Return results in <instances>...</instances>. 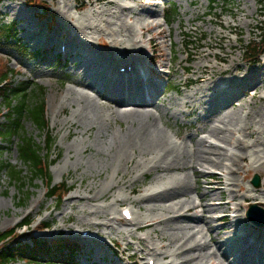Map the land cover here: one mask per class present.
<instances>
[{
    "label": "bare ground",
    "instance_id": "bare-ground-1",
    "mask_svg": "<svg viewBox=\"0 0 264 264\" xmlns=\"http://www.w3.org/2000/svg\"><path fill=\"white\" fill-rule=\"evenodd\" d=\"M43 1L36 4L44 6L49 1L56 8L58 21H54L56 29L52 32L30 24L17 3L5 7L3 15L12 12L11 24L21 26V51H26L29 45L32 51L49 54L48 59L53 54L70 59L69 84L82 89L69 87L52 91L57 115H65L67 108L72 109L67 118L55 124L57 131L66 130L65 138L71 133L86 138L69 145L67 162L73 161L79 167L86 154L90 158L87 164L94 163V169L87 174L89 183L83 185L81 173L76 177L81 180L79 189L86 196L77 192L66 204H92L107 200L110 195L113 205L129 204L143 210L144 215L137 216L132 225L135 233L146 234L145 237L126 232L142 249L132 255V264H138L135 260L143 264L147 258H160L165 264H264V228L254 230L238 214L246 203L264 209V188L238 185L233 178L252 169L264 185V56L255 69L239 64L237 45L241 41L228 36L229 32L238 30L239 24L230 25L212 14L210 17L214 20L209 19L210 27L206 30L210 40L201 52H189L186 41L181 39L184 32L176 33L183 55L177 64L184 75L191 73L197 84L194 90L183 95L181 106L190 114H198L195 122L202 123L197 131L177 144L159 126L169 129L165 119L176 107L175 99H165L166 89L161 86L167 76L163 72L171 75L175 63L171 32L168 28L166 35L162 29L167 24L159 7L168 0H124L132 1L133 6H124L121 0H87L86 7L91 11L79 18L70 14V10L80 12L85 7L83 3L77 5L78 0ZM28 3L25 0L24 7L29 8ZM201 8L202 5L198 9ZM197 12L194 8L190 10L187 25L199 16ZM202 12L206 14L205 10ZM254 14L255 7L248 17ZM33 17L37 23L44 20L42 15L33 14ZM54 17L51 13V24ZM213 26L218 30L214 31ZM243 26L249 37L250 23L244 21ZM105 38L109 44L104 42ZM213 38L218 40L216 44L212 43ZM164 39L170 41L168 57L166 62L159 63L165 61L161 51ZM128 47L131 52H137L135 57L128 55ZM147 52L154 53V58L149 59ZM191 61L194 67L183 66ZM180 82L184 87L191 83L188 79ZM169 85L166 83L167 88ZM241 96H248L253 103L234 107ZM245 108L248 110L244 111ZM117 120L125 126L118 124L114 130L112 125ZM236 135L241 138H235ZM175 136L180 138L177 133ZM90 141L101 142L107 153L92 151ZM198 168L202 169L201 175L205 176L206 170H215L222 172V176L215 178L217 182L210 189L200 192L196 180L189 179V175L194 177L198 173ZM63 169L68 168L64 165ZM150 172L155 173L152 183L142 189L143 179ZM220 184L227 188L226 201V190H218ZM234 185L236 190H232ZM122 191L137 197L122 198L119 195ZM190 194L195 200L188 199ZM181 197L185 200H177ZM79 213L84 218L93 215L101 223L78 220L77 226L105 229L107 235L117 234L125 239V233L110 225L118 222L110 214V204L93 211L81 209ZM213 222L222 227H213ZM221 230L226 235H221ZM112 243L118 246L114 240ZM80 244L81 250L89 254L88 258L106 263L102 251L108 247L104 242L89 238L80 239ZM125 249L131 250V246L126 245ZM179 259L182 261L176 262Z\"/></svg>",
    "mask_w": 264,
    "mask_h": 264
},
{
    "label": "rangeland",
    "instance_id": "rangeland-1",
    "mask_svg": "<svg viewBox=\"0 0 264 264\" xmlns=\"http://www.w3.org/2000/svg\"><path fill=\"white\" fill-rule=\"evenodd\" d=\"M121 1L124 6L134 5L132 1ZM210 1L211 0H168L163 6L158 3L160 9H163L162 16L164 20H169V25L162 26V29L167 35V30L169 28L171 32V40L174 45L173 49L175 52V63L173 64L172 70L170 71L172 72V74L169 75L168 78H166L172 90L167 92L164 97L165 99L171 97L176 101V107H174L172 111H169V116L167 117V119H165L168 120L169 129L162 127L161 124H159V126L171 137L172 141L176 142L177 144H180L181 141L185 140L188 134H192L193 132L197 131L202 124L199 121L195 122L198 117V114H190L191 112L181 106L183 95L194 90L197 87V84L193 82V79L195 77L191 73H186L184 75L182 68L177 64V62L183 57V55L179 51V44L177 43V39L175 37L177 32H184V36L182 35L181 39L186 41V48L189 52H193L194 50L201 52L204 50L205 43H208L210 40V35L206 32L207 28L210 27V25L208 24L209 19L214 20L213 17L210 16H212V14H217V16H219L222 22L227 21L230 23V25H235L237 23L239 24L237 31H232L228 33V36L231 40L239 39L241 41L240 44L237 45V54L240 58L239 64H244L245 66H248L249 69H255L258 66L257 63H249L251 64L249 65L244 60L245 48L248 45L259 43L264 32V10L260 7L258 0H214V5L212 6L210 5ZM245 1H247L246 4H244ZM12 3H17L22 7V9H24L23 13L28 18L30 24L35 26H42L48 32H52L56 29L55 22L58 21L57 13L55 11L56 8L49 1L45 3L47 4L51 13H54L55 17L52 20L53 24H51V20L49 19V17H45V19L41 21V23H37L36 19L33 17V14L41 15L43 12L39 9H30L24 7L25 0H9L0 4V25H11L14 18L12 16V12L8 11L7 16H4L3 13L5 12L4 8L8 7ZM76 3L77 5L83 3L85 7H82L80 12L70 10V14L74 18H79L82 14L89 13L91 11L89 7H86L88 3L87 0H78ZM201 5L202 8L199 10L198 8ZM253 7H255L256 14L252 15V17H248V15H250V12L253 10ZM193 8L195 10H198L200 14L199 16H194L195 18L192 19L191 24L187 25L186 20L187 18L191 17L190 10ZM241 9L243 11H241ZM203 10H205L206 12L205 15L202 14ZM172 11H175V16L173 19L170 18L171 14H169ZM184 11H187V13H183ZM245 15L247 16L244 17ZM126 21L129 22V19ZM244 21L249 22L251 25L249 29L251 35L249 37L247 29L243 26ZM160 22L164 24L161 20ZM24 25L25 23L23 24V26ZM25 26L28 27V25ZM177 26L179 28L178 31ZM20 27L21 26L19 24L16 25L13 41H1L0 35V70L5 69L6 71H16V73L19 74L17 77L18 82L27 80L29 84L36 85L44 89L49 131L51 136L55 140L54 146L50 154L51 156L49 158V161L53 163V165L49 169V175L51 176L53 186L63 185L69 191V193L62 200L60 205L57 204L56 200L47 199L45 188L46 181H31L32 175L30 174L29 170H26L24 167L20 166L15 147L13 145L9 146L7 148L6 153L3 155L4 159L0 158V163L6 161V163L11 167H15L17 170H24L25 173L23 174V180L25 187H21V184L18 183L12 186L9 184L7 175L11 177L10 168L5 169V172L3 174H0V235L11 231L18 223L27 218L28 221L31 222L29 228L21 229L18 231L19 235L24 234L25 237L27 236L26 238H23L24 244H30V241L33 238H37L38 240L47 242L68 241L74 244L76 243L81 249V231L90 230L93 233H99L101 238L98 240L104 242L106 247H108V250L102 251L106 262L105 264H110V262L112 264H132L133 262L130 258L135 253V251L142 249L135 243L133 239L127 236L126 232H131L136 237H139L140 235L134 232L135 227L132 224H134L135 221L131 223L124 222L121 215V211L124 209L129 210L133 214V218L135 219L137 216L144 215L143 210L139 211L136 207L129 204L113 205L111 201L112 198L110 197V195L108 196L107 200L101 199L92 204L77 203V205L75 204V206L66 204V201L70 197L77 195V192H80L85 195L84 192L79 189L81 180H77V174L81 173L84 175L83 185H85L89 183L87 174L94 169L93 161H90V163L87 164V159L89 158V156L86 154L83 156L82 165L79 167L73 161L67 162L66 159L67 149L69 145L75 141L79 142L81 140H85L86 138L73 135L72 133L67 138H65L66 130L57 131L55 127V124H60L72 112V109L67 108L65 111V115H57V112H55L53 108L54 106L52 97V91L54 89L65 90L69 87H73L69 84L68 79L69 77H71L72 74V69L69 65L70 59H66V62L65 60L61 61V64H58L56 62L55 64V55H52V57L48 59V57L50 56L49 54H46L45 56L42 55V51H32L29 48V45L26 51L24 53H21V47H19L21 46L19 43V39L22 38ZM211 28L214 31L218 30V28L214 26ZM104 42L109 44V40L107 38L104 39ZM217 42V39H212V43L216 44ZM169 46L170 41L168 39H164V44L161 48V51L165 55V61L159 63L166 62L168 57ZM129 48L130 47L127 48L128 52L130 50ZM214 52L219 53L216 49H214ZM35 53L37 55H35ZM117 56L121 57L120 55ZM263 56L264 55L260 57L259 62L262 61ZM47 59L49 61H46ZM46 63L49 64L46 65ZM183 66L192 68L194 67V61H191V63L188 64H184ZM182 79H188L191 83L184 87L183 84H181L180 82ZM73 89L77 91H82V89H79L77 87H73ZM252 103V100H250L248 96H241L239 98V101L236 102V104L234 105V107H238V105L244 106L245 104L250 105ZM246 110L248 109L245 108L244 111ZM118 124H122L125 126L123 121L117 120V123H113L112 125L114 130L118 129ZM24 130L37 141L40 140L38 131H36L30 123L24 124ZM259 131L262 132V128H260ZM176 133L180 135V138H177L175 136ZM237 137L240 136L236 135L235 138ZM89 146L94 152H98L104 155L107 153L103 148L101 142L99 141H90ZM64 165H66L68 169H63ZM59 170H62L61 174L59 173ZM200 171H202V169L198 168V173H196L194 177L189 175L190 181L193 182L195 179L197 185L200 186V192H203V189H210L213 183L217 182L215 178H219L222 176V172L220 171L206 170L205 176L201 175ZM254 174L255 171L251 169V171L249 172H241V174L237 176L233 175V178L237 180L236 184H244L249 188L255 189L250 185V180L252 179ZM206 175L209 177H206ZM154 176L155 173L150 172L146 176V178L143 179V184L141 185V188L143 189L150 186ZM230 179H232V177H230ZM261 188H264V185L262 184V180L260 179V186L258 189ZM218 190H226L224 195V201L228 200L227 188L224 185L220 184L218 186ZM232 190H236L235 185ZM119 195L120 197L127 199H135L137 197L136 194L130 195L128 192L125 191H122L121 193H119ZM188 199L195 200V196L193 194H190ZM177 200L184 201L185 198L181 197ZM109 204L111 205L112 209V213L110 214L116 217V219L120 222H111L110 225H112L119 232L125 233L124 240L121 239L120 236L117 234L107 235L106 233L108 231L105 229H100L101 231L98 229L92 230L88 226H77L76 224L78 220H86L91 224L101 223V220L93 215L84 218L82 214L79 213V210L85 209L88 211H93L94 208L104 207ZM247 204L248 203L243 205L244 207L238 214L241 216V219L245 223L249 224L244 216ZM196 214L197 216H199L200 211L197 210ZM225 214L228 215L229 213ZM219 215L220 214H218V216ZM112 216H109L108 218L110 221H113L111 220ZM42 223L49 224L51 228L47 231L38 233L37 227ZM212 225L213 227H222L221 224L218 222H213ZM75 230H77L78 233L76 235ZM144 235L146 234H143L142 237H145ZM221 235H226V233H224V230H221ZM153 239L154 242H157L154 236ZM112 240L117 242L118 246L114 245L112 243ZM203 241H205V239ZM126 245H130L131 250H126ZM88 256L89 254H85L82 250H78V253L75 256L76 264H102V262L100 261L95 262L91 260L90 258H88ZM149 259L151 258H147L143 262V264H165V261H162L160 258H153L150 262ZM179 261L182 260L179 259L176 262ZM134 262H138V264H141L139 260H135ZM14 264L25 263L16 262ZM38 264H55V262Z\"/></svg>",
    "mask_w": 264,
    "mask_h": 264
},
{
    "label": "trees",
    "instance_id": "trees-1",
    "mask_svg": "<svg viewBox=\"0 0 264 264\" xmlns=\"http://www.w3.org/2000/svg\"><path fill=\"white\" fill-rule=\"evenodd\" d=\"M4 1L6 0H0V4ZM258 1L264 10V0ZM174 12L172 11L171 17L175 15ZM10 30L5 26L0 27V35L6 41L13 39ZM246 49L247 60H257L264 50V35L259 44ZM14 79V73L0 70V158L4 159L7 148L13 145L20 166L29 170L32 175L31 181H46L48 198H57L60 203L67 190L63 186H51L49 168L53 163L49 158L55 140L48 127L44 89L29 82L16 83ZM26 123H30L38 131L40 140L37 141L25 132ZM7 168L11 169V177L7 175L9 184L12 186L18 183L24 188L25 171L17 170L3 161L0 163V174ZM26 224L30 225L29 222ZM74 248L73 244L67 242L47 243L36 239H32L30 244H24L20 236L11 230L0 235V264H38L49 260L59 264H76Z\"/></svg>",
    "mask_w": 264,
    "mask_h": 264
},
{
    "label": "water",
    "instance_id": "water-1",
    "mask_svg": "<svg viewBox=\"0 0 264 264\" xmlns=\"http://www.w3.org/2000/svg\"><path fill=\"white\" fill-rule=\"evenodd\" d=\"M251 184L255 187L258 188L259 187V180L257 177H254V179L252 180ZM256 213H260L261 214V218L260 219H255L254 215ZM247 218L250 222L254 223L256 226L258 227H264V212H260L257 209V206L252 205L249 207V212L247 213Z\"/></svg>",
    "mask_w": 264,
    "mask_h": 264
}]
</instances>
